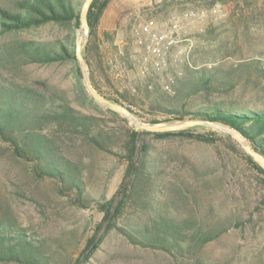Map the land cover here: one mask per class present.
Segmentation results:
<instances>
[{
  "label": "rangeland",
  "instance_id": "374dc122",
  "mask_svg": "<svg viewBox=\"0 0 264 264\" xmlns=\"http://www.w3.org/2000/svg\"><path fill=\"white\" fill-rule=\"evenodd\" d=\"M24 1L36 0H0V10L25 14L20 8ZM70 1L78 9L85 2ZM148 20L163 30L178 23L177 44L168 54L169 75L184 72L175 94L164 90L161 77L141 61L145 54L134 34ZM79 27L51 22L5 32L0 23V80L97 116L107 134L104 150L67 128L47 131L83 182L88 200L81 201L76 189L39 175L38 160L20 156L0 136V219L24 228L41 245L49 264H264V179L245 159L236 137L209 127L195 128L216 131L220 141L142 136L138 147L146 144L157 175L145 190L134 192L123 215L115 218V227L106 231L99 205L116 196L119 201L125 192L126 148L132 139L128 130L133 128L92 99L79 64L80 71L73 61L32 62L20 50L30 44L55 51L76 47ZM90 41L88 36L83 49ZM90 49L99 91L123 101L145 124L183 121L163 122L175 115L149 107L148 92L167 99L174 109L223 100L264 110V0H111ZM213 68H223L229 85L189 96L180 90L190 73ZM160 215L188 231L190 242L179 255L135 245L119 230L146 228ZM206 234L216 237L202 244Z\"/></svg>",
  "mask_w": 264,
  "mask_h": 264
},
{
  "label": "trees",
  "instance_id": "16d2710c",
  "mask_svg": "<svg viewBox=\"0 0 264 264\" xmlns=\"http://www.w3.org/2000/svg\"><path fill=\"white\" fill-rule=\"evenodd\" d=\"M110 1L94 0L90 7L88 13L90 42L97 36L99 21ZM20 8L25 11V14L0 10V23L3 31L38 27L51 22L74 26L80 25L81 9H78L70 0L24 1L21 3ZM90 42L84 47L83 54L89 68L91 83L95 90L102 95L94 76ZM20 50L32 62L73 61L77 64L78 71H80L74 44L73 46L63 47L60 51L32 44L22 45ZM229 83L223 68H213V70H196L187 76L186 82L179 85L184 95L189 96L193 93L207 94L210 89L226 86ZM148 95L149 107L163 113L175 115V118L163 122L167 123L188 118L189 120H205L224 124L242 134L250 141L256 151L264 155V110H254L223 100H214L199 108H195L197 105H194L193 109L187 108V105L183 104L180 108L174 109L175 107L172 108L167 99L150 95L149 92ZM102 96L123 104V101L118 98ZM129 109L133 111L130 107ZM107 111L111 115L119 117L115 112ZM99 121L97 116L83 113L66 101L58 103L29 87H23L14 82L6 84L0 80V136L5 141L10 142L15 152L20 156H31L38 160L37 172L39 175L57 178L65 182L70 189H76L78 201L88 200V195L85 194L82 186L83 182L76 173L75 166L60 153L53 135L47 131L52 127L57 131L67 128L83 135L91 144L105 150L107 142L104 138L107 134L100 130ZM161 122L154 120L151 121V124L156 125ZM128 132L132 138L126 148L128 168L124 181L129 178L128 185L119 201L116 196L109 202L99 205L100 211L104 213L103 223L107 222V232L115 227V218L117 219L123 215L127 202L134 192L145 190L149 185V179L157 175L155 174V164L148 159L146 144L143 143L140 149L138 147L142 136L157 138L181 136L206 143L221 140L216 131L197 132L195 127L164 133L135 131L134 129H129ZM243 154L248 163L264 179V169L250 155ZM119 230L135 245L162 250L174 256L182 253L187 248L185 245L190 242L186 227H180L174 220L162 215L146 228H119ZM215 237L206 234L200 238V241L205 244ZM91 242L92 240L89 241V243ZM93 252L85 260H88ZM49 261L50 258L45 255L41 245L28 237L24 228L0 219V262L49 264ZM198 264L205 263L199 261Z\"/></svg>",
  "mask_w": 264,
  "mask_h": 264
},
{
  "label": "water",
  "instance_id": "95a60500",
  "mask_svg": "<svg viewBox=\"0 0 264 264\" xmlns=\"http://www.w3.org/2000/svg\"><path fill=\"white\" fill-rule=\"evenodd\" d=\"M93 1L94 0H85V2L82 5L81 11H80V27H79L77 37H76L75 53H76V58L79 62V65L81 67V71L83 74V84L85 85L88 94L92 97V99L98 105L108 110H111L115 112L116 114L123 116L125 119H127L130 122L132 128L135 131L164 133V132L182 131V130L194 128L197 126H204V127H209L215 130L227 132L228 134L236 137L239 143L241 144L242 148L244 149V151L248 155H250L254 159V161L258 163L264 169V155L256 151L250 145V143L248 142V139H246L242 134H240L238 131H236L230 126L216 123V122L205 121V120H183L180 122H174V123H170L166 125H149V124L143 123L139 119V117L133 111H131L127 106L116 103L112 100H109L103 97L101 94H99L91 83V80L88 74L87 62L83 54V43L84 41H86L90 33L88 13H89V10H90V7ZM92 249H93V246H90L88 250L85 252V255H87Z\"/></svg>",
  "mask_w": 264,
  "mask_h": 264
},
{
  "label": "built area",
  "instance_id": "2783aa9c",
  "mask_svg": "<svg viewBox=\"0 0 264 264\" xmlns=\"http://www.w3.org/2000/svg\"><path fill=\"white\" fill-rule=\"evenodd\" d=\"M193 14H187L192 16ZM178 30V23L175 22L168 30L161 29L160 25L154 20H148L135 30V44L145 54L141 60L146 70L161 77L164 90L169 94L176 93L177 79L184 75V72L178 71L176 76L169 75L168 54L177 44L175 33ZM182 50L181 52H183ZM186 52V51H185Z\"/></svg>",
  "mask_w": 264,
  "mask_h": 264
}]
</instances>
